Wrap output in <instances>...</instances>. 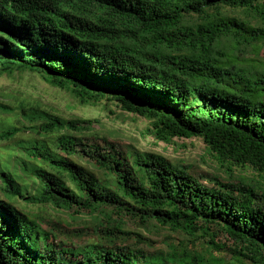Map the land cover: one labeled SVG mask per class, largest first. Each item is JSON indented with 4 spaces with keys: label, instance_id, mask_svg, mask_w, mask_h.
I'll use <instances>...</instances> for the list:
<instances>
[{
    "label": "trees",
    "instance_id": "obj_1",
    "mask_svg": "<svg viewBox=\"0 0 264 264\" xmlns=\"http://www.w3.org/2000/svg\"><path fill=\"white\" fill-rule=\"evenodd\" d=\"M225 8L250 10L261 25ZM192 15L193 24L186 21ZM241 43L264 44V0H0V76L40 72L82 104L110 97L149 120L156 141L200 137L219 162L264 176V73L238 63ZM44 120L40 138L0 154V264H264L259 184L201 182L187 168L135 149L84 150L67 132L88 121ZM61 129L68 130L63 138L50 135ZM18 130L0 132V141ZM80 152L103 179L75 159ZM29 186L36 191L26 197L30 203L96 213L97 240L76 249L56 241L13 204ZM126 216L190 239L148 252V239L123 229ZM215 231L234 247L217 243ZM131 235L133 244H125ZM224 250L234 263L210 254Z\"/></svg>",
    "mask_w": 264,
    "mask_h": 264
},
{
    "label": "rangeland",
    "instance_id": "obj_2",
    "mask_svg": "<svg viewBox=\"0 0 264 264\" xmlns=\"http://www.w3.org/2000/svg\"><path fill=\"white\" fill-rule=\"evenodd\" d=\"M222 11H227V14L242 19L251 25H261L260 20H258L259 17L250 10L225 8ZM196 19V15H192V18L187 17L186 21L193 24V20ZM240 46L244 52L237 53L240 59L238 63L264 73V44H245L243 46L241 43ZM0 103L7 107V110L0 109V132L11 127L19 129L12 139L0 141V154L3 156H7L5 148L9 145H17L18 142L21 145H28V140L40 138L37 135L38 126L44 123V119H48V116H55L65 123L77 120L88 121L80 124V130L69 129L67 132L73 135L70 141L76 145H82L84 150L88 146L107 148L106 144H109L121 154H128L134 149L140 152H150L160 155L172 164L187 168L201 182L213 181L214 178H219L222 181L242 178L249 184H259L261 189L264 188L263 174H259L248 166L242 167L219 162L208 151L200 137L173 138L168 143L156 141L148 133L150 121L146 118L123 111L117 102L110 97H103L97 101L82 104L74 99L70 91L50 84L45 80L43 74L37 71L15 72L12 75L3 74L0 76ZM22 110L24 114L36 112L38 117H25ZM66 131L68 130L61 129L50 135L60 136ZM60 138L63 136L57 139ZM57 139L55 140L56 144ZM16 149L24 150L25 147L17 146ZM80 149L77 148V150ZM60 154L63 155L61 152ZM75 159L92 171L95 177L104 178L103 172L95 167L93 160L81 152L79 155H75ZM27 183L31 184L30 178H28ZM27 193L25 198H16L13 204L30 218H33L49 235L56 234V241L61 242L66 247L76 249L97 240L96 234L92 232L97 223L93 218L96 213L75 214L73 209L59 210L50 205L30 203L26 197L36 194V191H33L29 186ZM111 218L117 221L119 215L112 214ZM122 227L124 230L138 233L148 239L150 242L146 246V251L151 253L167 250V244L180 242L185 245L190 239L185 234L171 231L166 226L161 227L155 224L144 227L129 216L122 218ZM214 233L216 234L214 240L217 243L226 248L232 249L234 247L233 242L221 232L215 231ZM126 238L125 244L132 245L133 235ZM206 240H208L207 237L200 239L199 242ZM210 254L215 258L234 263L227 250L211 251Z\"/></svg>",
    "mask_w": 264,
    "mask_h": 264
}]
</instances>
